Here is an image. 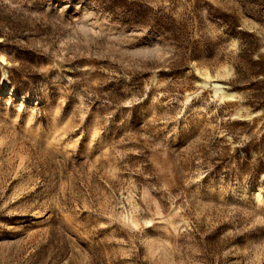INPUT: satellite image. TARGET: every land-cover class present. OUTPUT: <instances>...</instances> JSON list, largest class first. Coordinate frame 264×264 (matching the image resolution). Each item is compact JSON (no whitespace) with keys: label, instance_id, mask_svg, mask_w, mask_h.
I'll return each mask as SVG.
<instances>
[{"label":"rangeland","instance_id":"obj_1","mask_svg":"<svg viewBox=\"0 0 264 264\" xmlns=\"http://www.w3.org/2000/svg\"><path fill=\"white\" fill-rule=\"evenodd\" d=\"M0 264H264V0H0Z\"/></svg>","mask_w":264,"mask_h":264},{"label":"bare ground","instance_id":"obj_2","mask_svg":"<svg viewBox=\"0 0 264 264\" xmlns=\"http://www.w3.org/2000/svg\"><path fill=\"white\" fill-rule=\"evenodd\" d=\"M219 90H221V89H219ZM219 90H218V91H219Z\"/></svg>","mask_w":264,"mask_h":264}]
</instances>
